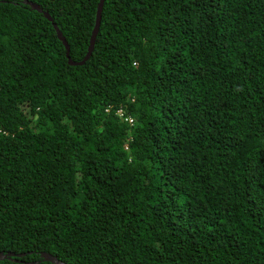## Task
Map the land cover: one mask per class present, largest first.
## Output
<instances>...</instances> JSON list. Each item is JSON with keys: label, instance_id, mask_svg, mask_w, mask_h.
Here are the masks:
<instances>
[{"label": "trees", "instance_id": "trees-1", "mask_svg": "<svg viewBox=\"0 0 264 264\" xmlns=\"http://www.w3.org/2000/svg\"><path fill=\"white\" fill-rule=\"evenodd\" d=\"M99 3L0 0V264H264V0Z\"/></svg>", "mask_w": 264, "mask_h": 264}, {"label": "water", "instance_id": "water-1", "mask_svg": "<svg viewBox=\"0 0 264 264\" xmlns=\"http://www.w3.org/2000/svg\"><path fill=\"white\" fill-rule=\"evenodd\" d=\"M102 5H103V0H100V3L97 7V13H96V24H95V27H94V30H93V33H92V36H91V39H90V47L88 49V53L87 55L85 56L84 60L78 64H82L84 63V61L87 60V58L89 57L90 55V52L92 51V46H93V40L95 38V34L97 32V29H98V26H99V22H100V13H101V10H102ZM32 8L39 11V12H42V10L40 9V7H38L37 5H32ZM44 16L49 20V21H52V19L50 18V16L48 15V13L44 12ZM55 29L56 26L54 27ZM57 35H58V38L60 41H62L65 49H66V56H68V52H69V48H68V45L66 43V40L65 38L62 36V34L57 30ZM69 63L71 64H75L73 63L70 59H69ZM46 260H49L51 262H54V263H57V264H60L59 262H57L56 258L50 256V255H47V254H43L42 255ZM4 258V256L2 254H0V259Z\"/></svg>", "mask_w": 264, "mask_h": 264}]
</instances>
